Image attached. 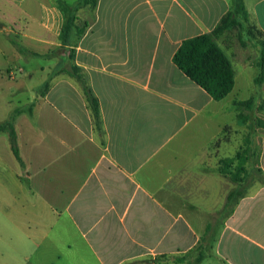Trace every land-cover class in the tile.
Returning a JSON list of instances; mask_svg holds the SVG:
<instances>
[{"label": "crops", "instance_id": "crops-1", "mask_svg": "<svg viewBox=\"0 0 264 264\" xmlns=\"http://www.w3.org/2000/svg\"><path fill=\"white\" fill-rule=\"evenodd\" d=\"M61 1L77 0H0V124L8 97L36 101L14 123L22 165L0 134V264H264V186L223 175L241 151L216 144L242 102L264 111L259 52L215 39L236 71L222 100L174 62L234 0H97L75 13L77 45ZM243 1L264 34V0ZM250 149L264 175V136Z\"/></svg>", "mask_w": 264, "mask_h": 264}, {"label": "trees", "instance_id": "trees-1", "mask_svg": "<svg viewBox=\"0 0 264 264\" xmlns=\"http://www.w3.org/2000/svg\"><path fill=\"white\" fill-rule=\"evenodd\" d=\"M96 4L97 0H77L74 3H69L67 1L60 2V6L63 8L68 18L66 31L67 37L68 33L72 31L75 37V45H77L85 30V26L77 23V16L75 13L86 5L94 7ZM240 14L245 18V20L249 18L244 1L234 0V10L222 18L221 22L211 34H203L185 40L174 56L175 64L195 83L205 89L215 100H222L233 91L236 77V71L232 63L219 48L215 39L220 37L225 32L238 26V17ZM78 25H80V27ZM260 46L261 56L258 63L259 73L255 79V83L258 87L262 88L264 86V39L260 42ZM18 49L21 53H30L24 48L20 47ZM49 87L50 83L47 81L45 84V92L49 90ZM91 100L94 104L95 99L91 98ZM252 103L253 100L251 99L249 101L242 102L240 105L241 107L251 106ZM95 110L97 111V107H95ZM13 117L7 122L0 124V134H8L13 154L22 165V159L18 146V137L14 126ZM238 118L242 122H245L248 119V117L243 112L238 115ZM257 126L264 129V119L259 118L257 120ZM230 129V127H226L223 130L221 138L216 143L217 145L221 143L223 139L228 137L227 134L229 133ZM237 160H239V162L243 160L242 151L239 155H237ZM232 161L233 160H222L220 164V171L231 181L237 183L242 181L241 174L244 173L246 169L244 166H241L238 168L237 174L231 173L229 166L231 163H233ZM231 200L232 194H230L228 197L227 206L232 205ZM231 209L232 208H230V210Z\"/></svg>", "mask_w": 264, "mask_h": 264}, {"label": "rangeland", "instance_id": "rangeland-1", "mask_svg": "<svg viewBox=\"0 0 264 264\" xmlns=\"http://www.w3.org/2000/svg\"><path fill=\"white\" fill-rule=\"evenodd\" d=\"M239 25L234 27L233 29L225 32L217 39L223 44L230 47L236 46H243L246 49V52H249L250 55L255 56L257 52H259V61L261 56V46L260 42L264 39V35L261 31L255 27V25L251 22L250 18L245 20V18L240 14L238 17ZM80 27V25H78ZM31 54V53H29ZM33 55H28L26 58H31ZM24 71L22 67H12L7 71V77L13 81L17 82L18 77L24 74ZM45 84L43 87L39 89L37 92L38 99L41 95H45ZM248 98L249 94L245 90L244 94L241 98ZM32 98V95H12L11 97H8L9 101L12 102V106L15 108H18L16 110L13 109L11 113V117L14 119V123L16 118L21 113H32L33 107L36 103L34 100L29 101V99ZM19 101L23 102L22 105L18 104ZM255 104V105H254ZM263 106L261 105V101L256 103H252L251 106H244L241 107L242 112L248 117L247 121L244 122L243 125H236L235 128H233L232 131H230L227 136L230 137L231 140H235L232 144L235 147V150L238 152L239 150L242 151L243 160L239 163V160H236V169L235 173L237 174V170L239 167L244 166L247 163V160L245 159L244 152H249L250 149V141L251 139H255L257 137L264 136V129L257 126V120L259 118L264 119V111ZM2 115L5 114L4 111H1ZM8 135V134H7ZM257 152H260V145H258V148L256 149ZM260 154V153H259ZM258 156V155H257ZM259 160L258 157L252 159V164H248V167H250V173L247 170V164H246V171L241 174L242 181H239L240 183H243L246 185H252L254 187L264 186V175L259 170ZM235 163V162H234ZM237 182V185L238 183Z\"/></svg>", "mask_w": 264, "mask_h": 264}]
</instances>
